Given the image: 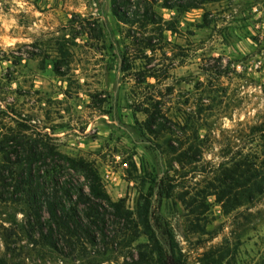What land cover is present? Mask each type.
<instances>
[{"label":"rangeland","instance_id":"obj_1","mask_svg":"<svg viewBox=\"0 0 264 264\" xmlns=\"http://www.w3.org/2000/svg\"><path fill=\"white\" fill-rule=\"evenodd\" d=\"M117 4L137 23L113 0H0V137H47L131 210L151 180L172 184L154 206L187 264H264V194H224L235 161L264 162V0ZM18 208L0 202V257L81 264L32 243ZM119 244L102 264L138 258Z\"/></svg>","mask_w":264,"mask_h":264},{"label":"trees","instance_id":"obj_2","mask_svg":"<svg viewBox=\"0 0 264 264\" xmlns=\"http://www.w3.org/2000/svg\"><path fill=\"white\" fill-rule=\"evenodd\" d=\"M161 1L165 9L188 12L199 8V3L222 0H199L198 4L193 2L196 0ZM113 9L120 22L137 23V14L122 10L117 0H113ZM252 132L261 135L264 142V125ZM262 163L258 166L248 155L235 161L234 167L225 173L224 183L230 188L224 194L242 189L249 204L262 196ZM172 189V184L165 180H151L148 193L131 210L110 198L90 163L59 152L47 137L39 133H3L0 137V202L19 207L31 231L28 232L32 233V243L52 250L62 261L72 258L81 264H102L120 242L136 243L138 258L131 254L132 262L124 264H187L169 224L154 206L155 200L160 203L168 198ZM142 237L144 242L139 241ZM13 254L7 244L0 264H11Z\"/></svg>","mask_w":264,"mask_h":264}]
</instances>
